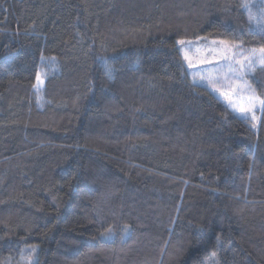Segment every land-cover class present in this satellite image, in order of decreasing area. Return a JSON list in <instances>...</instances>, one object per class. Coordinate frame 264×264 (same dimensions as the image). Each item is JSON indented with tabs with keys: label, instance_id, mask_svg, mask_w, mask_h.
Here are the masks:
<instances>
[{
	"label": "trees",
	"instance_id": "obj_1",
	"mask_svg": "<svg viewBox=\"0 0 264 264\" xmlns=\"http://www.w3.org/2000/svg\"><path fill=\"white\" fill-rule=\"evenodd\" d=\"M202 38L264 49V0H0V264H264V102L192 82Z\"/></svg>",
	"mask_w": 264,
	"mask_h": 264
},
{
	"label": "rangeland",
	"instance_id": "obj_2",
	"mask_svg": "<svg viewBox=\"0 0 264 264\" xmlns=\"http://www.w3.org/2000/svg\"><path fill=\"white\" fill-rule=\"evenodd\" d=\"M183 42L178 45L192 82L207 88L254 128L263 103L256 97L249 76L256 68L264 67V53L219 40ZM43 84L38 78L37 88L42 89Z\"/></svg>",
	"mask_w": 264,
	"mask_h": 264
},
{
	"label": "snow or ice",
	"instance_id": "obj_3",
	"mask_svg": "<svg viewBox=\"0 0 264 264\" xmlns=\"http://www.w3.org/2000/svg\"><path fill=\"white\" fill-rule=\"evenodd\" d=\"M179 43L183 44L184 42L183 41H179ZM261 52L264 53V49H261ZM261 60L262 62H264V56L261 57ZM264 102V101H262Z\"/></svg>",
	"mask_w": 264,
	"mask_h": 264
}]
</instances>
